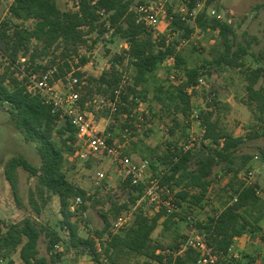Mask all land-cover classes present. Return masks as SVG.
Returning a JSON list of instances; mask_svg holds the SVG:
<instances>
[{"label":"rangeland","instance_id":"374dc122","mask_svg":"<svg viewBox=\"0 0 264 264\" xmlns=\"http://www.w3.org/2000/svg\"><path fill=\"white\" fill-rule=\"evenodd\" d=\"M13 2L14 0H0V24L10 17V6ZM55 3L62 11L76 12L73 9L75 4L72 0H55ZM160 3L163 8V13L160 14L161 23L157 30L151 31L153 37L165 38L167 44L179 43L177 51L183 56L186 67L198 69L200 72L198 84L186 90L191 98V107L185 115L175 108L179 100L170 102L171 108L165 109L153 99L156 85L175 90L174 88L181 85L182 78L185 77L181 70L177 71L175 65L166 61L154 76L149 78V82L144 84V87L149 90L147 98L143 95L138 97L132 95L129 103L121 100L125 87L133 84L136 71L127 60L124 62L115 60L116 56L124 55L129 46L114 34L111 24L105 21L106 16H102L101 20V22L105 21V24L99 31L88 36L86 44L69 51L65 58L62 57V50L55 46L47 55L39 57L35 66H48L55 61L57 66H63L65 72V75L61 74L64 77L63 83L67 73L82 72V88L86 86L92 91L86 97L84 110L93 114V121H96L99 129L112 140V145L121 146L124 153L136 163L141 164L145 160L150 162L151 166L146 173L149 179L162 175L168 170L169 166L166 162L169 160L163 161L161 158L167 155L168 148L173 146L179 148L191 139L195 144L190 151L193 155L192 168H197L196 162L205 149L203 145L211 146V143L204 140L203 121L199 117L197 119L195 115L205 116L212 112L214 119L220 118L221 127L228 134L234 138H242L243 143L234 152L235 164L220 163L214 169L212 185L208 191L209 200L212 201L204 202L203 206L185 208V211H190L199 222L205 223L214 215V211L233 203V195L239 187L253 185L262 176L258 172L259 169L264 168V124L256 121L254 112L245 105V100L247 73L250 70L264 69V0H199L192 15L188 12V0H135L132 11L134 13V9L141 5L156 6ZM201 13H205L206 16L202 20V27L196 21V17ZM176 15L182 16L189 29H192L188 38L180 30L172 33L171 17ZM215 20L230 27L233 33L230 38L234 39L232 52L238 51L240 47L246 51V54L238 59L242 65L241 68L216 64L215 60L225 50V43L218 31L209 28ZM25 25L32 27L34 21H28ZM36 47H38L37 43L33 42L27 56H23L21 52L15 67H10L11 65L0 51V77L7 76V84L11 88L13 79H17L18 82L23 81L25 84L23 72L30 67L26 61ZM82 58H86L87 62L84 66L77 68ZM64 63L71 66V71ZM113 67L123 74L121 86L114 99L110 91L105 87L100 88L94 81L104 71ZM29 69L33 70L31 67ZM62 82L57 83V88L60 90H62ZM262 85H264V76L257 87ZM85 92V88L80 92L82 97ZM115 105L117 111L113 110ZM225 105L230 106V111L225 110ZM125 108L127 111L123 112ZM65 124L61 122L59 129ZM58 132L59 130L55 140L62 144L68 134L61 139ZM72 147H74L73 150L64 149L63 170L73 184L86 192L80 211L77 214L71 212L73 214L71 220L77 226L80 237L92 240L94 236L104 247L111 234L122 233H114L111 230L112 221L119 214L131 211L134 220L139 214H145L150 218L157 215L153 206L145 198L143 189L133 188L124 182L112 159L103 153H93L88 160H84L80 156L82 144L77 140ZM246 157H250L247 166L236 175L234 171L240 168ZM13 158H24L38 169L42 165L36 145L25 140L24 135L14 124L10 106L5 104L0 106V221L12 225L29 217L35 218L49 230L57 231L65 241L63 244L59 243L62 245V251H55V244L49 252V238L43 234L39 242L40 257L50 260L51 255L60 256L56 264H96L89 254L82 251L73 252L68 248V233L62 228L63 216L60 212L59 198L48 195L41 198L37 192L38 176H32L22 167L18 169V195L15 198L5 176L6 165ZM99 172L104 174V178L97 185L95 177ZM250 173L251 180L245 181L244 178L250 177ZM260 190L259 197L263 201L260 207L264 210V188L260 186ZM31 192L39 203V213L30 203ZM104 215L108 216L110 227L102 237L100 233L105 229L102 218ZM244 215L251 224L247 239L252 245L250 234L258 231L254 223L255 214L245 213ZM190 233L191 226L185 217H162L152 235V247L159 248L156 255L182 257L184 253L179 254L180 246ZM258 243H255L254 248L261 251L264 249L261 246L263 241L259 240ZM174 247H178L179 250L173 251ZM247 249L239 248L237 245V248L228 256L233 259L232 264H264L263 257L252 259L250 256L252 254ZM237 251L238 257L235 256ZM17 263L24 264L19 257V252L13 253L11 257L1 262V264ZM104 264L112 263L107 259ZM117 264L162 263L146 256L132 255L123 256ZM220 264H224V261Z\"/></svg>","mask_w":264,"mask_h":264},{"label":"trees","instance_id":"16d2710c","mask_svg":"<svg viewBox=\"0 0 264 264\" xmlns=\"http://www.w3.org/2000/svg\"><path fill=\"white\" fill-rule=\"evenodd\" d=\"M134 2L135 0H97L93 4V0H82L80 9L74 12L62 11L55 0H14L10 6V17L0 24V51L8 64L11 65L10 67H15L20 53L23 52L22 55L27 56L31 50V44L36 42L38 47L33 50L26 61L33 69L31 72L46 71L56 66L55 80H59L64 78L62 75H65L63 66H57L55 61H52L51 65L48 66H35L36 60L47 55L50 49L55 46L62 50V57L65 58L69 51L86 44L88 36L99 31L105 21L109 22L114 29V34L129 46L125 54L116 56L115 60L120 62L127 60L136 71L133 84L125 87L121 100L129 103L132 95L135 97L143 95L144 98H147L149 90L144 87V84L149 82V78L154 76L167 58L174 56L175 68L177 71L181 70L185 77L182 78L181 85L174 88L175 90L165 89L163 85H156L153 99L165 109L171 108L170 102L179 100L175 108L185 115L191 107V98L186 90L198 84L200 72L198 69L186 67L183 56L177 51L179 43L167 44L165 38H154L145 25L136 23V16L132 11ZM198 3L199 0H188L189 15H192ZM101 13L106 16L105 21L102 22ZM205 17V13L196 17L200 27L203 26L202 20ZM171 18L173 21L172 33L180 30L188 38L192 29H189L183 17L176 15ZM28 21H34V25L26 27L25 24ZM209 28L218 31L225 43V50L215 60L216 64L241 68L242 65L238 59L246 54V51L240 47L238 51L232 52L234 39L230 38V35L233 34L230 27L215 20L212 21ZM86 62V58H82L77 68L84 66ZM64 64L71 71V66L68 63ZM29 68L24 72L30 71ZM75 76L81 79L83 73L77 71ZM246 76L247 98L245 105L254 112L256 121L264 124V85L257 87L264 76V69L250 70ZM23 79L26 80L25 77ZM122 80L123 74L115 67L104 71L98 79H94L100 88L105 87L112 93L113 99ZM7 82V76L0 77V106L5 104L10 106L15 126L24 135L27 142L36 145L42 161L39 169L32 166L24 158H13L7 163L5 176L13 195L17 198L18 169L20 167L32 176H38V195L41 198L46 195L57 196L60 200V212L63 216L62 228L68 233V248L73 252L88 253L96 264H104L101 261L102 255L96 252V243L93 240L80 237L77 226L71 220L73 216L69 209L71 200L77 196L83 198L86 195L84 190L68 179L63 170L64 149L73 150L72 145L78 140L75 128L69 120L60 119L58 115L53 114L51 106L46 104L40 96L30 95L26 91L23 81L22 83L13 79L12 88ZM84 88L86 92L83 97L81 95L80 99L83 108L86 97L92 92L86 86L81 88L80 92ZM123 110L126 112L127 108ZM225 110L230 111V106L225 105ZM199 118L205 127L203 138L205 141H209L211 146L203 145L205 149L196 162L197 168H192V152H184L182 146L179 148L173 146L168 148L164 158L161 157L163 161L169 160L166 162L169 166L168 170L162 175L154 176L163 185L177 191L178 204L185 207L203 206L204 202L212 201L209 200L208 191L212 185L214 169L220 163L235 164L234 152L243 143L242 138H234L221 127L220 118L214 119V113L210 112L205 116L200 115ZM61 122L66 124L59 129ZM58 130L61 139L65 134H68L67 139H64L62 144L55 140ZM108 141L111 145L113 144L112 140L109 139ZM249 159L250 157H246L240 168L234 171L236 175L247 166ZM230 169L232 171L231 167ZM127 183L133 188H141ZM256 189L257 184L255 183L250 186L239 187L233 195V200L234 198L237 199L236 202L214 211V215L207 222L198 221L197 227L206 235L209 246L220 256V263L224 261V264H232L233 259L228 258V256L235 239L248 234L251 224L244 215L245 213L255 214V225L264 220V210L260 207L263 201L257 195ZM30 203L33 209L39 213V203L32 192ZM187 213L192 214L190 211ZM177 216H166L163 211L152 218L145 214L136 215L130 228L120 234H111L104 247L102 246L105 258L112 264H117L123 256L130 257L132 255L146 256L162 264H188L189 262L197 264L198 253L194 249H188L183 254L184 256L181 255L182 257H174V255L164 257L163 255H156L159 250L158 247H152V235L159 220L162 217ZM102 218L105 229L100 233V236L103 237L108 231L110 223L107 215ZM43 234L49 238V252L55 244L65 243L57 231L49 230L35 218L29 217L12 225L0 221V264L2 260L8 259L16 252H19L24 264H56L60 256L51 255V259L48 260L39 255V242ZM176 249L178 247L172 248L173 251Z\"/></svg>","mask_w":264,"mask_h":264},{"label":"built area","instance_id":"2783aa9c","mask_svg":"<svg viewBox=\"0 0 264 264\" xmlns=\"http://www.w3.org/2000/svg\"><path fill=\"white\" fill-rule=\"evenodd\" d=\"M72 1L75 4L73 9L78 11L82 0ZM96 1L93 0V4ZM162 10L161 3L156 6H138L134 9L136 23L145 25L150 32H153L159 28ZM101 14L105 16L104 13ZM166 62L175 65V58L171 56L167 58ZM75 72L71 71L68 73L63 79L64 83L62 79L55 80L56 66L41 72H23V78L25 77L26 79V91L30 95L40 96L46 104L51 106L52 113L58 115L60 119L70 121L77 132L78 141L82 144V149L80 150L82 159L88 160L93 153L105 154L117 165L118 174L124 182H129L133 186L143 189L145 198L153 206L155 212L163 211L166 216L178 215L177 217H185L187 223L191 226V233L183 240L179 254L185 253L188 249H194L198 253L197 264H220V256L209 246L206 235L197 227L198 219L193 214L187 213L185 206L178 204L177 191L167 185H163L158 178L149 179L146 173L151 166L150 162L145 160L141 164L136 163L124 153L121 146L111 145L108 141L109 137L104 131L99 129L92 116L84 110L80 104L82 81L75 76ZM59 82H62V90L57 88V83ZM113 110L117 111L116 105ZM195 117L198 119L199 115H195ZM194 145V140L191 139L182 145V150L189 152L194 148ZM249 175L250 177L244 178L245 181L251 180L252 174L250 173ZM103 178V173H97L95 177L96 184L98 185ZM256 193L259 195L260 191ZM236 201L237 199L234 198L233 203ZM83 203L81 196L73 198L70 202V212L77 214ZM133 221V213L131 211L120 214L112 221L111 230L114 233L124 232L132 226ZM92 240L96 243V252L102 255L101 261L106 263L107 259L104 256L100 240L94 236ZM54 249L60 252L63 248L61 244H56ZM230 252H232V249H230ZM235 256L238 257V255Z\"/></svg>","mask_w":264,"mask_h":264},{"label":"crops","instance_id":"0c3cea01","mask_svg":"<svg viewBox=\"0 0 264 264\" xmlns=\"http://www.w3.org/2000/svg\"><path fill=\"white\" fill-rule=\"evenodd\" d=\"M90 115L92 116V118H93V114L92 113H90ZM96 122V121H95ZM260 175H262L261 177H260V180L259 181H257L255 184H257V189H256V191H260V194L259 195H261V190H260V186L262 187V188H264V168H261V169H259V172H258ZM258 195V196H259ZM264 217V216H263ZM257 228H258V231H254V232H252L251 234H250V236L252 237V245H250V242H249V239H247V235L248 234H245V235H243L242 237H240V238H236L235 239V241H234V245L232 246V252H233V250L234 249H236L237 248V245H238V247L239 248H246L247 249V247H248V252L250 253V254H252V255H250L251 256V258L252 259H254V258H257V259H260V256L261 257H263L264 258V249H262L261 251L260 250H258L257 248V250L254 248V245H255V243H257V244H259L258 243V241L259 240H262L263 241V243H261V246H262V248H264V220H262V221H260L258 224H257ZM255 240H257L256 242H255ZM238 242V243H237ZM254 243V244H253ZM237 244V245H236ZM236 245V246H235ZM250 248V249H249ZM236 253V255H238L239 256V252L237 251V252H235ZM19 257H20V255H19ZM21 259V258H20ZM22 261V260H21ZM18 264V263H17Z\"/></svg>","mask_w":264,"mask_h":264}]
</instances>
